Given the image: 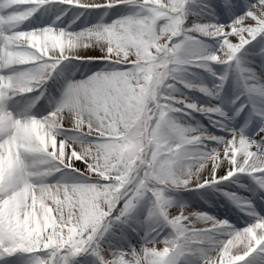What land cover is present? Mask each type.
<instances>
[{"label": "snow or ice", "instance_id": "6c2138e0", "mask_svg": "<svg viewBox=\"0 0 264 264\" xmlns=\"http://www.w3.org/2000/svg\"><path fill=\"white\" fill-rule=\"evenodd\" d=\"M0 264H264V0H0Z\"/></svg>", "mask_w": 264, "mask_h": 264}, {"label": "rangeland", "instance_id": "374dc122", "mask_svg": "<svg viewBox=\"0 0 264 264\" xmlns=\"http://www.w3.org/2000/svg\"><path fill=\"white\" fill-rule=\"evenodd\" d=\"M183 195H184V196H187L188 194H187V193H184Z\"/></svg>", "mask_w": 264, "mask_h": 264}]
</instances>
